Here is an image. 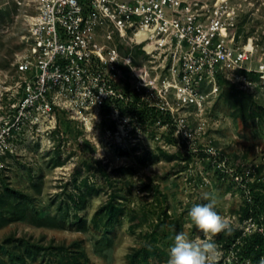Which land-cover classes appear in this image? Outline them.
<instances>
[{
  "label": "rangeland",
  "instance_id": "rangeland-1",
  "mask_svg": "<svg viewBox=\"0 0 264 264\" xmlns=\"http://www.w3.org/2000/svg\"><path fill=\"white\" fill-rule=\"evenodd\" d=\"M185 1L201 12L206 5L219 9L235 44L249 53L247 69H227L215 90L201 85L199 104L166 86L161 63L148 61L143 48L113 37L123 56L119 86L126 97L113 99L106 114L95 108L59 114L50 136L19 142V152L4 159L0 264H132L148 243L151 261L143 264H166L176 233L203 237L188 212L207 203V194L232 228L256 231L257 219L244 216V181H255L264 195V112L238 116L230 93L264 105V0ZM32 8L33 0H0V91L14 81L23 16ZM137 99L170 109L174 124L141 122L130 111ZM79 186L89 196L76 209L70 195L78 196ZM109 203L123 208L114 222L103 211ZM49 216L57 224L40 223ZM226 235L213 238L223 253L219 264H252ZM108 237L110 246L98 251V241Z\"/></svg>",
  "mask_w": 264,
  "mask_h": 264
},
{
  "label": "built area",
  "instance_id": "built-area-1",
  "mask_svg": "<svg viewBox=\"0 0 264 264\" xmlns=\"http://www.w3.org/2000/svg\"><path fill=\"white\" fill-rule=\"evenodd\" d=\"M31 10L23 16L14 81L0 91V168L19 142L56 131L59 114L126 97L113 37L143 48L148 61L161 63L166 86L199 104L201 85L215 90L227 69H247L249 53L235 44L218 8L201 12L185 0H33Z\"/></svg>",
  "mask_w": 264,
  "mask_h": 264
},
{
  "label": "trees",
  "instance_id": "trees-1",
  "mask_svg": "<svg viewBox=\"0 0 264 264\" xmlns=\"http://www.w3.org/2000/svg\"><path fill=\"white\" fill-rule=\"evenodd\" d=\"M142 49V48H141ZM144 50V49H142ZM233 100H235V108L238 110V116H259L264 112V105L257 101H252L247 95H240L236 91L230 93ZM136 100V104L133 109H130L131 113L136 115L141 122L148 123L161 120L169 125L174 124V115L169 109H163L159 105L139 102ZM138 102V103H137ZM109 107V103H106L103 107L104 114L107 113L106 109ZM244 181V179H243ZM245 188L247 189L246 194V208L244 211V216L246 218L255 217L257 219L256 231L250 235H243L240 230L232 228L231 234H227L226 238L228 243L237 242L240 251L237 252L241 260L248 259L252 264H262L264 260V195L257 190V183L255 181L245 180ZM16 193L18 191H12ZM88 187L79 186V195H70L72 204L76 209L82 208L89 196ZM17 208L10 209V212H16ZM123 208L120 205H115L114 203H109L107 207L103 209L109 220L114 222L116 217L119 215ZM22 216V211L19 210L18 213ZM18 215V216H19ZM57 219L55 217L49 216L48 218L40 219V223L44 225L53 226L57 224ZM108 228V227H107ZM109 230V229H107ZM109 238V237H108ZM107 240V241H106ZM109 239H101L98 241L96 248L98 251H103L104 248L110 246L108 245ZM153 244L148 243L144 247L137 251L132 256V264H143L151 261V251L153 249Z\"/></svg>",
  "mask_w": 264,
  "mask_h": 264
},
{
  "label": "clouds",
  "instance_id": "clouds-1",
  "mask_svg": "<svg viewBox=\"0 0 264 264\" xmlns=\"http://www.w3.org/2000/svg\"><path fill=\"white\" fill-rule=\"evenodd\" d=\"M207 203L195 204L188 212L190 222L203 234L194 239L181 231L175 234L169 248L166 264H219L223 255L214 237L231 234V221L216 208L218 200L214 195L204 197Z\"/></svg>",
  "mask_w": 264,
  "mask_h": 264
},
{
  "label": "bare ground",
  "instance_id": "bare-ground-1",
  "mask_svg": "<svg viewBox=\"0 0 264 264\" xmlns=\"http://www.w3.org/2000/svg\"><path fill=\"white\" fill-rule=\"evenodd\" d=\"M220 1H224V0H220Z\"/></svg>",
  "mask_w": 264,
  "mask_h": 264
}]
</instances>
